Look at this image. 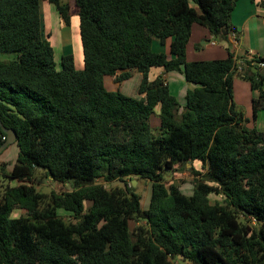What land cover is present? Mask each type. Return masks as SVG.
Returning <instances> with one entry per match:
<instances>
[{
	"label": "trees",
	"instance_id": "16d2710c",
	"mask_svg": "<svg viewBox=\"0 0 264 264\" xmlns=\"http://www.w3.org/2000/svg\"><path fill=\"white\" fill-rule=\"evenodd\" d=\"M43 1L71 26L61 0H0V54L16 57L0 60V121L18 148L3 176L20 183L0 188V264H264V133L234 102L232 53L187 60L194 25L228 41L239 0H74L83 69L74 54L58 69ZM261 62L243 61L241 75L259 93L255 113L264 110V73L249 74ZM153 68L194 86L182 112L166 80H150ZM134 72L137 97L105 87L106 77L124 82ZM6 140L0 127V147ZM196 161L206 173L194 172L192 196L167 185L166 171ZM38 176L73 189L42 193ZM135 179L152 185L148 209ZM17 209L26 215L13 218Z\"/></svg>",
	"mask_w": 264,
	"mask_h": 264
},
{
	"label": "crops",
	"instance_id": "0c3cea01",
	"mask_svg": "<svg viewBox=\"0 0 264 264\" xmlns=\"http://www.w3.org/2000/svg\"><path fill=\"white\" fill-rule=\"evenodd\" d=\"M52 6L49 8L51 11ZM231 24L233 29L232 32L237 34V42H233L230 35L228 36L227 42H218L207 29L194 25L192 28L191 39L187 46V60L189 62L225 60L228 58L229 52L232 53L234 57H237L238 60L244 62H249L255 57L264 59V0H239L232 13ZM154 49L157 52H164L166 50L164 46L160 45L159 40L157 39L154 40ZM248 68L249 67H244V73L245 69ZM255 68H258L257 70L264 73V69H261L257 64L252 63V67L250 68L252 71L249 75L255 71ZM159 76H162L166 80L171 93L179 102L182 109H180V112H182L186 105L187 92L192 90L194 86L190 85L181 73L171 72L166 74L163 68H153L150 71L149 78L151 81ZM244 76L235 77L234 102L237 107L244 112L245 119L247 120V127L249 129H257L264 133V110L258 109L255 113L253 106V101L258 98L259 93L252 89L251 83L245 80ZM132 78L137 80L136 84L133 87L126 88V85ZM141 78V74L137 72L132 73L131 79L124 82H118L116 81V78L112 77L111 79L115 81H113L114 84L110 83L106 88L111 92L120 91L123 94H128L126 96L137 97ZM242 80L246 82H243ZM160 124V106H158L155 115L151 118V125L152 128L156 129ZM183 166H185L188 176L193 177L192 182L196 177L194 172H200L202 175L206 173L203 164L199 161H196L193 164H178L174 166L173 170L165 172L166 182H169L166 178L167 175L169 176V174L174 171L178 173L179 167ZM198 166L201 167V170L199 171L197 169ZM134 181L137 180L135 179ZM137 185H140V182H137ZM170 185L176 184L172 183ZM179 189L181 190V188Z\"/></svg>",
	"mask_w": 264,
	"mask_h": 264
},
{
	"label": "rangeland",
	"instance_id": "374dc122",
	"mask_svg": "<svg viewBox=\"0 0 264 264\" xmlns=\"http://www.w3.org/2000/svg\"><path fill=\"white\" fill-rule=\"evenodd\" d=\"M63 4H68L70 7V16H71V26L67 27L63 23L57 9L47 2H42L41 4V15H42V23H43V34L44 37L47 34L51 35V42L53 44L55 50V61L57 63L58 69H61V59L62 56L65 54H74L76 66L78 69H83V49L82 43L80 38V31H79V17L78 11L75 5L74 0H61ZM52 6V11L49 9ZM198 26V25H195ZM16 57L13 54L6 53L0 54L1 61H13ZM112 81V82H111ZM114 80L111 77L105 78V87H108L110 83L114 84ZM243 82H246L242 80ZM136 79H131L129 83L126 85V88L133 87L136 84ZM108 89V88H107ZM128 95V94H124ZM182 110V109H181ZM253 115V113H252ZM18 155V148L16 144L9 145L5 151L0 155V188L3 189L6 185L11 186H18L20 183L18 181H11L4 179L3 171L10 172L16 163ZM201 167H197L198 171L201 170ZM175 173V177H174ZM192 175V173H191ZM39 178L36 180V187L37 189L45 194H49L51 192H56L58 194H62L65 192H70L73 189L72 184L62 185L55 182H51L44 178ZM192 177V176H191ZM188 176V172L186 171L185 166L179 167L178 173L175 171L167 175L166 178L169 180L168 186L170 184L179 185L181 191L186 196H192L194 192V184L192 182L193 177L191 178ZM98 185L105 186L108 190H114L115 188H121L123 186L120 182H108L104 179H99L96 182ZM151 183L148 181L141 180L140 185L137 189V193L142 197V206L144 209H148L151 199ZM210 200L212 204L216 202L222 203V199L217 197L216 195H211ZM87 208L91 205L90 202H87ZM26 215V213L22 210H15L12 217L13 218H20ZM60 215L68 218V214L60 211ZM134 227V224H132ZM252 225H250V229H252Z\"/></svg>",
	"mask_w": 264,
	"mask_h": 264
},
{
	"label": "water",
	"instance_id": "95a60500",
	"mask_svg": "<svg viewBox=\"0 0 264 264\" xmlns=\"http://www.w3.org/2000/svg\"><path fill=\"white\" fill-rule=\"evenodd\" d=\"M0 127L7 134V140H6V142L0 147V155H1L9 145L16 143V141H17V135H16V132L14 130L6 129L2 125L1 121H0ZM133 186L134 187L137 186V181H134L133 182Z\"/></svg>",
	"mask_w": 264,
	"mask_h": 264
},
{
	"label": "built area",
	"instance_id": "2783aa9c",
	"mask_svg": "<svg viewBox=\"0 0 264 264\" xmlns=\"http://www.w3.org/2000/svg\"><path fill=\"white\" fill-rule=\"evenodd\" d=\"M230 37L233 40V42H237V34L235 32H232L230 34ZM235 59H236V67L234 68L235 74L236 76H241L243 73L244 63L242 60H238L237 57H235ZM258 67L264 69V62L258 64Z\"/></svg>",
	"mask_w": 264,
	"mask_h": 264
}]
</instances>
